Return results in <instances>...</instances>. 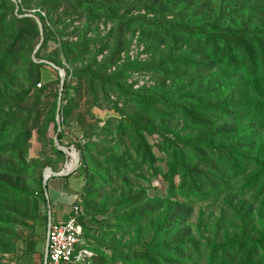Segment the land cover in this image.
<instances>
[{
	"label": "trees",
	"instance_id": "trees-1",
	"mask_svg": "<svg viewBox=\"0 0 264 264\" xmlns=\"http://www.w3.org/2000/svg\"><path fill=\"white\" fill-rule=\"evenodd\" d=\"M53 1L44 0L42 5L52 6ZM73 1L89 22L82 33H91L93 23L115 22L110 31V55L102 64L94 57L85 66L75 69L72 78H76V86L71 89L75 93L69 98L71 105L75 102L71 106L73 111L81 98L96 94L103 97L114 94L120 101H131L135 114L118 126L121 137L128 138L134 147L127 159H132L133 154L135 158L142 155L141 161L147 163L151 155L147 136H159L173 192L177 187L174 180L178 178L180 191L197 190L202 182L219 190L232 191L231 183H243L244 176L250 177L247 181L252 184L264 178V0ZM14 10L12 0H0V113L8 112L12 118L9 124L16 126L31 122L30 84L36 80V65L30 56L37 22L41 23L44 33L47 25L36 12L34 18H30L24 16L21 7L17 12ZM56 26L63 24L58 21ZM128 32H138L139 38L144 37L145 52L151 55L149 62L135 63L132 68L151 73L159 81L154 87L131 93L124 91L123 75L128 69L117 68L126 51L125 34ZM89 43L67 46L66 57L77 61L86 53ZM103 50H108V44ZM63 93H68L65 84ZM24 114L26 120L22 118ZM71 114L72 109L66 118ZM78 121L83 124L81 119ZM1 126L4 124L0 125V142L4 135ZM65 132L64 129L58 132L57 142L70 154L79 148L68 140ZM14 157L10 156L5 162L0 159V253H8L12 247V241L17 239V227H23L26 221H36L28 211L32 188L25 186V165L17 167ZM79 157V168L87 170L84 156L80 153ZM150 160L152 165L153 159ZM219 163L223 168H213ZM257 170L259 173L255 172ZM82 178L87 179L85 172ZM39 192L45 198V192L42 189ZM130 197L115 204L121 211L128 210L126 218L116 220L127 228L132 218L144 213L135 208V198ZM81 201L80 192L75 204L82 209ZM43 205H46L45 200ZM163 205L149 207L146 217H156L155 224L162 222L160 227L169 220L183 221L185 213L178 214L172 204H167L162 211L166 212L158 216ZM84 210L86 215L82 211L79 218L81 225L84 218L97 214L87 206ZM242 228L246 230L247 224ZM83 233L86 238L84 228ZM173 234L174 230L169 236ZM249 246L252 250L244 256V248ZM176 248L177 245L162 250L166 259L163 264L169 259L184 260L183 248ZM228 249L229 258L238 264H264V236L235 238L226 243L225 248L218 246L213 252L227 254ZM212 263L225 264L224 261L219 263L216 257Z\"/></svg>",
	"mask_w": 264,
	"mask_h": 264
},
{
	"label": "rangeland",
	"instance_id": "rangeland-1",
	"mask_svg": "<svg viewBox=\"0 0 264 264\" xmlns=\"http://www.w3.org/2000/svg\"><path fill=\"white\" fill-rule=\"evenodd\" d=\"M43 1L12 0L15 5L14 12L21 7L24 16L30 18H34L36 12L44 18L47 28L44 33L41 23L37 22L38 30L34 33L32 44L30 57L31 62L36 65V80L30 84L32 95L29 107L33 112L30 124L10 125L12 118L9 113H0V125L4 124L1 126L4 135L0 142V159L5 162L10 156H15L17 167L25 165V186L32 188L28 211L31 219L36 220L26 221L23 227H17V239L12 241L8 253H0V264H33L27 263L26 258H23L25 244L34 236V243L36 240L42 243L45 237L44 219L49 212L47 203L43 205L46 198L39 190L44 191L51 178L48 189L53 182H57L61 188V178H55L58 175H71L74 183H80L78 196L81 192L83 214L86 215L84 206L97 213L82 221L93 255L88 264H153L154 261V264H163L166 259L162 250L166 251L167 247L173 248L176 245V250L183 248L184 260L176 262L169 259L164 264H213V257H216L219 263L224 261L225 264H238L229 258V249L227 254H215L213 250L218 246L225 248V244L235 238L240 240L243 236H264V178L252 184L247 181L250 177L244 176L242 179L246 181L243 183H231L232 191L219 190L217 186L212 187L204 182L199 184L197 190L180 191L178 178L174 180L177 187L173 192L169 183V168L161 153V138L153 134L147 136L146 142L151 149L147 163L141 161L142 155L135 158L133 154L132 159H127L128 152L134 147L128 138L121 137L122 132L118 130V126L124 125L123 121L135 114L133 103L120 101L114 94H108L106 97L96 94L87 99L81 98L73 111L71 106L75 102L71 105L69 101L70 95L74 96L75 93L71 92L76 86V78H72L75 69H79L80 65L85 66L94 57L102 64L110 55V31L115 22L99 21L91 25V33H82L85 24L88 26L89 22L83 12L75 8L73 0H54L53 5L47 7L42 5ZM121 12L122 10L119 13ZM245 13H248L246 9ZM58 21L63 26H56ZM144 39L139 38L138 32L125 34L126 51L121 55L122 59L117 68L128 69L123 75L124 91L127 93L142 91L159 84L151 73L135 71L132 68L135 63L151 60L150 53L145 52ZM85 41H90V46L77 61L72 62V59L66 57L67 46ZM105 44H108V50H103ZM64 84L67 86V95L63 93ZM71 109V116L66 118ZM26 114L22 117L24 120L27 119ZM78 118L83 124H80ZM181 127L179 124L178 129ZM62 129L66 131L67 137L69 136L68 140L80 150L73 149L68 154L65 148L59 145L57 134ZM64 141L61 144H64ZM79 152L84 156L87 170L79 168ZM150 158L153 159L152 165L149 163ZM219 166L222 167V164H214L213 168ZM77 170H80L82 175L85 172L87 179L83 180ZM255 172L259 173V170ZM129 195L130 199L135 198V208L144 213L143 216L132 218L131 226L127 228L116 223V220L126 218L128 210L121 211L115 204L129 198ZM161 203L164 205L159 209L158 216L166 212L162 211L166 210L167 204H172L178 209V214L185 213L183 221L174 217L175 221L169 220V223L165 222L160 227L162 222L155 224V221H158L156 217H146L149 215V207H159ZM55 221L56 217L53 215L52 222ZM244 223L247 224L246 230L242 228ZM170 229L174 230L175 234L169 236L172 231ZM250 248H244L246 253L243 254V251L242 254L247 256L252 250ZM41 250L39 245V252ZM31 255L32 253H29L26 257ZM40 256L42 254L36 257V264H41Z\"/></svg>",
	"mask_w": 264,
	"mask_h": 264
},
{
	"label": "built area",
	"instance_id": "built-area-1",
	"mask_svg": "<svg viewBox=\"0 0 264 264\" xmlns=\"http://www.w3.org/2000/svg\"><path fill=\"white\" fill-rule=\"evenodd\" d=\"M81 215V208L74 204L64 221L50 222L46 233L45 264L90 262L93 255L79 221Z\"/></svg>",
	"mask_w": 264,
	"mask_h": 264
},
{
	"label": "crops",
	"instance_id": "crops-1",
	"mask_svg": "<svg viewBox=\"0 0 264 264\" xmlns=\"http://www.w3.org/2000/svg\"><path fill=\"white\" fill-rule=\"evenodd\" d=\"M55 178H61L60 185H57V182H53L50 188L48 189V183L51 181V179L46 183L45 186V198L46 203L49 208V212L44 220L45 221V237L42 243L36 242L34 243V240L36 239V236H34L28 243H26V248L23 251L24 256L23 258H26V262H33V264H36L35 260L36 257H38L40 254H42L41 257V264L44 263V253L46 248V233L48 224L52 222V216L54 215L56 217V221H64L66 217L69 215L70 210L72 206L75 204V202L78 200V188L79 184L77 182H73V177L70 175H58L55 176ZM65 178V180H64ZM51 195V196H50ZM39 245H41L42 250L39 252ZM29 250V251H28ZM31 254V256H28V254Z\"/></svg>",
	"mask_w": 264,
	"mask_h": 264
},
{
	"label": "water",
	"instance_id": "water-1",
	"mask_svg": "<svg viewBox=\"0 0 264 264\" xmlns=\"http://www.w3.org/2000/svg\"><path fill=\"white\" fill-rule=\"evenodd\" d=\"M64 150H65V149H64ZM44 191H46V190L44 189ZM49 224H50V223H49ZM49 224H48V225H49ZM45 256H46V248H45V253H44V256H43V257H44V263H43V264H45V260H46V257H45Z\"/></svg>",
	"mask_w": 264,
	"mask_h": 264
}]
</instances>
